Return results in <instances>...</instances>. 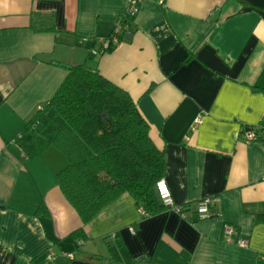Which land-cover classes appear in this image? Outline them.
Instances as JSON below:
<instances>
[{"label": "crops", "instance_id": "crops-1", "mask_svg": "<svg viewBox=\"0 0 264 264\" xmlns=\"http://www.w3.org/2000/svg\"><path fill=\"white\" fill-rule=\"evenodd\" d=\"M127 8L128 0H0V264H45L49 251V264H134L139 255L151 264H264V139L243 135L264 128V0H140L119 42L93 53ZM35 13L51 14L55 30L35 29ZM78 64L136 102L182 213L146 215L123 192L84 225L56 181L64 154H24V125ZM206 196L218 201L199 218ZM229 224L245 246L225 240ZM83 226L86 238L72 235Z\"/></svg>", "mask_w": 264, "mask_h": 264}, {"label": "trees", "instance_id": "trees-1", "mask_svg": "<svg viewBox=\"0 0 264 264\" xmlns=\"http://www.w3.org/2000/svg\"><path fill=\"white\" fill-rule=\"evenodd\" d=\"M132 20L124 14L122 22ZM52 21L51 14L35 13L32 25L40 31L55 30ZM67 70L50 99L18 135L24 154L35 157L48 146L64 154L66 165L56 173V181L84 225L123 192L146 215L164 209L155 183L164 175L165 152L151 139L136 102L97 70L84 64ZM255 133L257 139H264V128ZM72 235L86 238L84 226ZM133 263L151 264L146 255L134 257Z\"/></svg>", "mask_w": 264, "mask_h": 264}, {"label": "built area", "instance_id": "built-area-1", "mask_svg": "<svg viewBox=\"0 0 264 264\" xmlns=\"http://www.w3.org/2000/svg\"><path fill=\"white\" fill-rule=\"evenodd\" d=\"M140 0H128V8L125 14L133 17L138 12ZM127 28V23H123L122 19L118 20L115 24L113 32L106 37L100 36L94 39L95 47L92 48L93 53H102L111 48H113L120 39L121 31ZM128 33V32H127ZM200 122V118L197 117L195 119V123ZM243 135L245 137L246 142L255 141L257 139V135L251 129H245L243 131ZM155 194L157 199L164 206L174 209L175 211L182 213L183 207L180 205H176L173 201L170 189L164 178H159L155 183ZM218 201L217 197H209L206 196L196 203V213L199 218H206L210 215V209L214 206L215 202ZM236 235V231L232 225H226L224 228V238L226 241H234L240 245L245 246L246 241L243 239L234 238ZM54 259L53 252L49 251L46 257V263L49 264Z\"/></svg>", "mask_w": 264, "mask_h": 264}]
</instances>
